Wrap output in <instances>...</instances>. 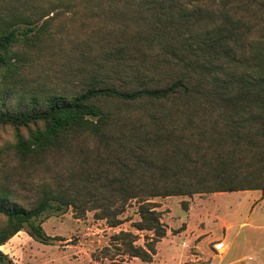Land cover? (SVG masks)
Segmentation results:
<instances>
[{
  "label": "trees",
  "instance_id": "16d2710c",
  "mask_svg": "<svg viewBox=\"0 0 264 264\" xmlns=\"http://www.w3.org/2000/svg\"><path fill=\"white\" fill-rule=\"evenodd\" d=\"M0 80V264L22 230L52 243L46 214L117 227L132 201L145 244L93 255L150 262L154 198L264 190V0H0Z\"/></svg>",
  "mask_w": 264,
  "mask_h": 264
},
{
  "label": "rangeland",
  "instance_id": "374dc122",
  "mask_svg": "<svg viewBox=\"0 0 264 264\" xmlns=\"http://www.w3.org/2000/svg\"><path fill=\"white\" fill-rule=\"evenodd\" d=\"M66 62L69 70L60 71L61 76H69L76 68V64ZM54 65L58 68V64ZM53 78L62 82L60 76ZM70 79L77 80L74 75ZM2 88L0 80V95ZM14 139L12 129L0 128V146ZM255 192L154 198L162 212L167 235L157 243L150 262L129 256L97 260L93 255L110 245L112 235L122 229L139 234L137 243L145 244L146 235L151 232L133 226L140 219L135 201L129 204L122 215L123 223L117 227H110L105 219H97L93 210L77 218L73 208H68L62 213L43 216L46 233L54 237L51 244L42 243L22 230L1 248L14 264H260L264 258L259 249L264 246V196L260 191Z\"/></svg>",
  "mask_w": 264,
  "mask_h": 264
},
{
  "label": "crops",
  "instance_id": "0c3cea01",
  "mask_svg": "<svg viewBox=\"0 0 264 264\" xmlns=\"http://www.w3.org/2000/svg\"><path fill=\"white\" fill-rule=\"evenodd\" d=\"M254 192L255 191H260L261 192V195L262 196H264V190H253ZM256 193V192H255ZM264 244V243H263ZM259 249H260V251L264 254V246H261V247H259ZM259 264V263H258ZM260 264H264V258H262V260H261V263Z\"/></svg>",
  "mask_w": 264,
  "mask_h": 264
}]
</instances>
